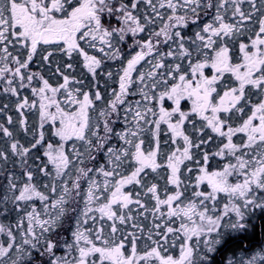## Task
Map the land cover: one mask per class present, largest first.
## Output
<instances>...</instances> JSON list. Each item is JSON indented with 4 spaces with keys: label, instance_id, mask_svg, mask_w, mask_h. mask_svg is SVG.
Wrapping results in <instances>:
<instances>
[{
    "label": "snow or ice",
    "instance_id": "snow-or-ice-1",
    "mask_svg": "<svg viewBox=\"0 0 264 264\" xmlns=\"http://www.w3.org/2000/svg\"><path fill=\"white\" fill-rule=\"evenodd\" d=\"M74 113L83 135L65 140ZM257 125L264 144V0H0V264H212L264 210L254 161L233 192L206 179L260 159ZM62 185L85 206L67 237L46 210Z\"/></svg>",
    "mask_w": 264,
    "mask_h": 264
},
{
    "label": "rangeland",
    "instance_id": "rangeland-1",
    "mask_svg": "<svg viewBox=\"0 0 264 264\" xmlns=\"http://www.w3.org/2000/svg\"><path fill=\"white\" fill-rule=\"evenodd\" d=\"M56 118L60 119L59 116H57ZM78 118H79L78 114H75V113L72 114L71 117L66 116L64 118L63 125L61 126L60 129L57 130L58 134L62 138H64L65 140L73 139L77 135L82 134L83 130L77 129V126H76ZM80 130H82V132ZM77 143H78V141H77ZM50 156H51V162L54 164V173L58 172V173H60V175H63L65 170L69 167V163H70L66 159L65 151H64V145L63 144L60 145L54 152H51ZM77 171H80L79 167L77 168ZM69 178L75 182V180L82 178V177L71 176ZM66 179H68V178H66ZM3 183H4V181L2 179H0V184H3ZM61 188H62V191L57 193V195L52 199L51 207L46 209L49 212V216L47 217V219L51 220L52 224L55 227L62 221L65 212L70 207V205H72V197H73V193L75 192V190L72 186L65 187L64 185H62ZM85 191H87V189H85ZM22 197L25 201L33 200V199H39L41 197L43 199H48L47 194L42 193V192H38L37 189L35 187H33L32 185L23 186ZM84 208H85V206H84L83 200H81L80 197L77 196L75 221L78 217L81 220L83 219L82 213L84 211ZM34 210H35V207H33V211ZM97 211L102 212L104 215H106L105 209H103V207L101 205L97 206ZM187 214L190 216L192 214L191 210H188ZM33 222L35 224H40L41 221H40L39 217L37 216L36 218H34ZM4 223L6 224L7 222H4ZM228 232H230V231H228ZM228 232H226V234ZM261 248H264V245ZM257 250H259V249H255L253 251H250L247 254V256L251 255L252 253L256 252ZM241 255L242 254L233 256V258L239 259ZM243 256H246V255H243Z\"/></svg>",
    "mask_w": 264,
    "mask_h": 264
},
{
    "label": "trees",
    "instance_id": "trees-1",
    "mask_svg": "<svg viewBox=\"0 0 264 264\" xmlns=\"http://www.w3.org/2000/svg\"><path fill=\"white\" fill-rule=\"evenodd\" d=\"M73 194L74 197H72V202H75V192ZM74 210H72V205H70V207L65 212L62 221L56 227L60 235L65 237L70 236L69 229L73 226L75 221ZM260 218L261 221H259ZM246 219L249 225L247 230L240 233L228 232L224 236V242L218 245L217 251L215 253L211 254L212 264H226L229 257L239 255V252L249 251L257 247L261 239H264V210L261 216L259 213L251 211ZM9 220H11V217H9ZM259 223L263 224L262 230H260L258 227ZM245 244H247V246ZM62 251V248L57 249L58 253H61Z\"/></svg>",
    "mask_w": 264,
    "mask_h": 264
},
{
    "label": "flooded vegetation",
    "instance_id": "flooded-vegetation-1",
    "mask_svg": "<svg viewBox=\"0 0 264 264\" xmlns=\"http://www.w3.org/2000/svg\"><path fill=\"white\" fill-rule=\"evenodd\" d=\"M80 131L82 132V130H80ZM245 131L247 133V136L249 137V140H247L245 142V143L250 145L249 151L251 152L252 148H256V151H257L260 159H257L256 156H252L251 160L246 159L244 157H238L236 160H234L232 162L231 167L227 168V174H225L224 172H219V171H216V172H213V173H208L207 176H206V179L210 183V185L215 186L216 188L224 190L226 192H233L234 188H235V185L233 184V181L235 180L236 174H239L243 167H247L253 161L257 165H259L260 167L257 168V169L249 168V172L250 173H255V177L254 178H257L259 176V172L261 170H264V165H262L260 163L261 160H264V144H260V137L257 135V133H259V131H260V128L257 125L255 128H246ZM80 135L82 136L83 132ZM257 145H259V147H257ZM242 147H244V145H241L239 143H237L234 146L236 151H238ZM233 154H235V153H233ZM233 169L235 171H233ZM229 177H231V179H229ZM240 183H241L240 181H236V184H240ZM75 196H76V198H74L75 202L74 201L72 202V210L75 209L74 211L76 212L77 195L75 194ZM73 197H74V194H73ZM101 206L103 207V209H105V212H106L105 214L108 215L110 210L105 208L104 205H101ZM251 211L252 212L255 211V212L259 213L260 216L263 214V210H260V209H253ZM259 221H261V218H260ZM195 227H199V226L197 225ZM258 227H259L260 230H262L263 224L259 223ZM245 245L247 246V244H245ZM263 245H264V239H261V241H260V243L258 244L257 247H255V248H253V249H251L249 251L239 252V255L242 254V255H246L247 256V254L250 251H253L255 249H260ZM108 258H110L112 260H116L117 254L114 253V252L109 251Z\"/></svg>",
    "mask_w": 264,
    "mask_h": 264
}]
</instances>
